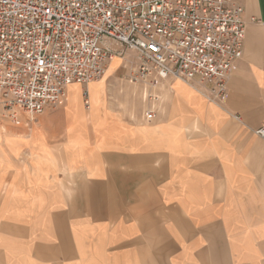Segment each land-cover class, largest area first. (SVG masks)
<instances>
[{"label": "crops", "instance_id": "obj_1", "mask_svg": "<svg viewBox=\"0 0 264 264\" xmlns=\"http://www.w3.org/2000/svg\"><path fill=\"white\" fill-rule=\"evenodd\" d=\"M237 2L258 22L226 102L169 80L147 123L115 72L99 122L73 84L59 108L5 123L0 264H264V0Z\"/></svg>", "mask_w": 264, "mask_h": 264}, {"label": "built area", "instance_id": "obj_2", "mask_svg": "<svg viewBox=\"0 0 264 264\" xmlns=\"http://www.w3.org/2000/svg\"><path fill=\"white\" fill-rule=\"evenodd\" d=\"M257 22L237 0H0V136L7 122L59 108L73 84L89 107V84L122 51L138 60L148 123L169 80L224 103ZM255 133L264 138V128Z\"/></svg>", "mask_w": 264, "mask_h": 264}, {"label": "rangeland", "instance_id": "obj_3", "mask_svg": "<svg viewBox=\"0 0 264 264\" xmlns=\"http://www.w3.org/2000/svg\"><path fill=\"white\" fill-rule=\"evenodd\" d=\"M112 47L115 49V52L120 51V47L116 45H112ZM122 52V57L117 56L111 61L105 76L98 82H94L90 85V87H95V89L91 92L88 115L97 122H99L103 113L102 107L104 103L105 83L111 73L116 72V74L112 76L113 81L110 79L112 84L122 91L123 96H128V98L123 99L121 105L129 109L132 118L136 119L140 112L142 114L143 108L147 105L142 88L144 83L137 81L135 78L138 60L131 53ZM131 87L135 88V90H128ZM140 105L142 106L141 110L139 109Z\"/></svg>", "mask_w": 264, "mask_h": 264}, {"label": "bare ground", "instance_id": "obj_4", "mask_svg": "<svg viewBox=\"0 0 264 264\" xmlns=\"http://www.w3.org/2000/svg\"><path fill=\"white\" fill-rule=\"evenodd\" d=\"M114 58H115V57H114ZM114 58H113V59H114ZM179 82H180V81H179ZM92 83H94V82H92ZM92 83L89 84V87H90V85H91ZM71 87H74V86L71 85ZM89 103H90V99H89Z\"/></svg>", "mask_w": 264, "mask_h": 264}, {"label": "snow or ice", "instance_id": "obj_5", "mask_svg": "<svg viewBox=\"0 0 264 264\" xmlns=\"http://www.w3.org/2000/svg\"><path fill=\"white\" fill-rule=\"evenodd\" d=\"M152 48H153V50L154 51H156L157 49H156V47H155V45H152Z\"/></svg>", "mask_w": 264, "mask_h": 264}]
</instances>
